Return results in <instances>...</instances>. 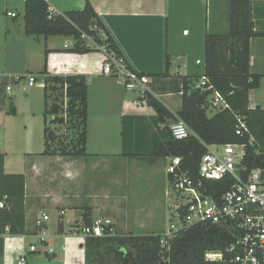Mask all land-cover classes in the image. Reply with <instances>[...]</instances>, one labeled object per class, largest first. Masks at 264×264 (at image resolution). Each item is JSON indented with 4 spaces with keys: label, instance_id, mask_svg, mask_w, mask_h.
Segmentation results:
<instances>
[{
    "label": "crops",
    "instance_id": "crops-1",
    "mask_svg": "<svg viewBox=\"0 0 264 264\" xmlns=\"http://www.w3.org/2000/svg\"><path fill=\"white\" fill-rule=\"evenodd\" d=\"M88 1L131 69L149 77L147 91L175 116L170 128L182 107L184 78L192 81L205 74L207 33L229 32V0ZM86 2L48 0L54 15L82 11ZM209 9L212 13L210 23L207 17ZM9 13L16 15L12 17ZM252 13L255 31L264 34V0H252ZM24 26L25 0H0V84L3 80L9 85L18 82L16 78H25L24 72L28 74L26 78L30 75L36 77L37 84L44 82L40 73L45 64L51 76L85 75L88 78L86 150L89 156H42L31 149L32 142L28 141L18 158L10 157L14 151L9 145L7 116L11 114L0 106V119L2 117L3 121L0 154H4V174H22L26 181L25 233L10 235L9 227L6 228L2 236L4 250L0 264H17L23 255L30 264L51 261L85 264V239L83 243H77L76 238L71 237L76 235L74 226L84 224L83 216L87 209L93 223L116 218L121 227L111 220L115 233H142L147 224L152 223L150 227L155 224L156 207L152 209L142 204V208H130L128 179L122 184L118 178L121 170H129L130 176L132 172L136 181H141V169L146 168L151 176L157 159L121 156L124 140L128 153L148 152L166 125L157 127L155 110L145 101H138L140 92H129L119 78L102 74L107 56L90 37H33L25 33ZM183 28L191 29V33L185 30L180 37ZM170 35L175 36V40L170 39ZM84 48L93 51L82 53ZM46 50L49 51L47 55ZM250 53L251 73L262 76L260 87L249 93L250 109L264 114V35L251 39ZM42 88L44 99V84ZM207 112L209 117L214 115ZM165 159L171 161L160 170H164L168 180L174 159ZM139 160H145L147 164L142 168ZM132 165L135 171H130ZM101 174L110 175V178L113 175L111 179L104 178L109 186L104 197L96 193L99 189L96 176ZM168 184L171 191L169 180ZM165 195L173 205V197L168 190ZM1 204L5 202L0 203V208H4ZM172 205L168 204V207L171 209ZM44 214L49 216V220L44 223L46 241L41 243L36 221ZM130 220L139 228H133ZM59 227L62 232H59ZM138 233L133 235H159L163 232ZM30 244H36L37 252L29 251ZM79 251L84 252V260L79 258Z\"/></svg>",
    "mask_w": 264,
    "mask_h": 264
},
{
    "label": "trees",
    "instance_id": "trees-1",
    "mask_svg": "<svg viewBox=\"0 0 264 264\" xmlns=\"http://www.w3.org/2000/svg\"><path fill=\"white\" fill-rule=\"evenodd\" d=\"M82 11H71L54 15L48 0H25V33L33 37H90L97 46L107 48L131 69L116 42L106 29L98 14L86 0ZM252 13V0H229V32L227 34L206 35L205 76L214 89L228 101L230 108L209 117L207 112L208 93L190 90V79L184 78L182 107L176 116L191 129L192 134L184 140L172 137L169 124L175 116L154 96L146 92L138 101H145L156 112V125H166L161 136L150 146L148 152L128 153L124 140L123 157H147L149 159H180L168 180L173 183L177 176L188 174L197 179L201 158L207 152L205 145L246 144L247 156L244 163L249 167L257 165L255 158L258 149L264 150V114L250 109L249 93L258 89L262 76L251 73L250 42L257 36ZM75 51V50H72ZM93 51L84 48L82 53ZM49 53L46 50V55ZM47 61V59H46ZM45 61V62H46ZM170 64V62H169ZM44 80V113L53 119L45 123L59 127L66 125V132L59 134L50 127L44 132V152L42 156L81 158L89 156L87 147L88 119V78L85 75L51 76L47 65L40 73ZM16 114L14 106L9 112ZM2 119V117H1ZM240 121H245L249 133L239 131ZM0 128V140H2ZM60 131V130H59ZM255 141L250 145V137ZM165 137V138H164ZM0 258L4 250L2 236L9 227L10 235L25 233V176L4 174V154H0ZM217 186V185H215ZM217 188L216 192L213 190ZM224 182L214 187L210 193L218 197L226 190ZM84 225L93 221L88 209L83 216ZM113 230L111 226L108 231ZM59 232L62 228L59 227ZM221 230L210 225L194 224L187 231L181 230L171 242V259L174 264H220L207 262L204 245L212 240L215 250L225 248L231 238L221 234ZM160 235V234H159ZM159 235H119L88 237L85 239V264H166L169 255L161 245ZM215 237L220 243L215 242Z\"/></svg>",
    "mask_w": 264,
    "mask_h": 264
},
{
    "label": "built area",
    "instance_id": "built-area-1",
    "mask_svg": "<svg viewBox=\"0 0 264 264\" xmlns=\"http://www.w3.org/2000/svg\"><path fill=\"white\" fill-rule=\"evenodd\" d=\"M15 17L16 14L9 13ZM83 37H88L83 35ZM107 59L103 66L104 76L119 78L125 89L129 92H140L143 97L150 83L147 75L139 74L114 55L108 53L105 46L101 47ZM198 64L201 61L197 62ZM21 78H16L19 81ZM37 84L34 76H28V85ZM10 87L7 88L9 92ZM190 90L208 93L207 111L219 113L230 108L226 98L216 91L210 80L202 75L190 82ZM239 131L249 133L250 129L245 121H240ZM174 139H187L192 131L179 117L170 126ZM255 141L253 135L249 144ZM207 152L201 158L198 177L193 178L188 174H181L171 183L170 195L174 197L171 219L175 223L169 230L160 234L161 245L169 254L165 259L166 264H174L171 259V242L181 230L187 231L194 224L210 225L219 228L221 234H227L231 242L223 249L207 251V262L220 264H264V150L258 149L255 158L257 165L249 167L244 163L247 156L248 145L225 144L205 145ZM173 173L179 165L180 159H174ZM224 182L226 190L218 197L210 193L219 183ZM217 185V186H215ZM217 188L213 191L216 192ZM4 207V204H1ZM49 220L48 215H43L36 221L39 229V240L46 241L47 233L44 223ZM112 226L109 219L98 220L91 226H74L73 232L83 237H104L114 235L108 229ZM31 253L37 252L36 244L28 246ZM17 264H30L23 255Z\"/></svg>",
    "mask_w": 264,
    "mask_h": 264
},
{
    "label": "rangeland",
    "instance_id": "rangeland-1",
    "mask_svg": "<svg viewBox=\"0 0 264 264\" xmlns=\"http://www.w3.org/2000/svg\"><path fill=\"white\" fill-rule=\"evenodd\" d=\"M209 23L212 20V13H209L208 16ZM187 31L188 33H191V29L189 28H183L180 32V37H182V34L184 31ZM170 39L175 40V36L173 37L170 35ZM42 40V39H41ZM24 75H28L26 72L23 73ZM22 78L18 82L11 83L9 85V82L7 83L5 80L1 82L0 84V106L2 109H4L7 113H9L12 104L16 108V114L15 115H8L7 116V122H8V138H9V145L11 152L10 157L16 159L17 156L25 151V147L27 145V142H32L31 149L37 153L41 154L44 152V132L46 127H50L52 130L58 131L59 134H64L66 132V125H63L59 127V130H57L56 125L47 124L45 123V118H47V122H50L53 117L50 115L45 116L44 113V99H43V84L44 82L40 81L39 84L36 85V87L31 88L28 85V78ZM11 87L10 92L7 93L6 87ZM3 121L0 119V128H2ZM5 126V125H4ZM156 161V165L152 168L151 176H150V170L141 169V181L137 180L128 172L129 170H121L122 172L119 175V180H121V183L123 184L125 181L129 183V198H128V204L130 205V208L136 209V208H142V204L147 205L146 207L154 209L156 207V215L157 220L153 226L150 227L152 224H147V227L143 230L142 233L138 234H144V233H161L165 232L170 229V227L175 223L171 219L172 217V210L170 207H168V204L171 206L172 203L168 202V197L165 195V191L170 192V188H168V180L166 178L164 170H160L165 165H169L171 160H166L165 158H159ZM141 163V166L143 168L144 164H147L145 160H139ZM54 163V162H53ZM56 165H59L57 163ZM148 166V165H146ZM54 167H56L54 165ZM131 166L130 171H135V169ZM168 167V166H167ZM127 171V172H126ZM142 171H145L144 173ZM100 173V172H99ZM113 175L111 176V178ZM109 179L110 175H97L96 176V182L99 186V189L96 190L97 195H103L104 197V191L109 190L108 182L104 180ZM110 178V179H111ZM174 199V197H173ZM94 201V200H92ZM157 206H153V205ZM96 205V204H95ZM141 205V206H140ZM139 206V207H137ZM97 214L99 215V211H97ZM103 213L101 214V216ZM102 219V218H101ZM111 220L118 224L120 226V222L116 218H111ZM111 221V222H112ZM131 226L133 228H139L138 226L134 225L135 223L132 222V220L129 221ZM121 229V228H119ZM137 230V229H135ZM141 231V230H139ZM132 233H123V232H117L119 235H133ZM76 238L77 243L84 242V238L81 236L73 235L71 238ZM73 238V239H74ZM215 242L217 244L220 243L219 238L215 237ZM204 242V245L209 249V251L215 250L214 245H212V240L210 238L206 239ZM41 246V245H39ZM38 246V247H39ZM63 246L67 249V243L63 240ZM69 249V248H68ZM79 258L84 260V252L82 253L79 251ZM77 254V256H78ZM45 264H57L54 261H51L49 263Z\"/></svg>",
    "mask_w": 264,
    "mask_h": 264
},
{
    "label": "bare ground",
    "instance_id": "bare-ground-1",
    "mask_svg": "<svg viewBox=\"0 0 264 264\" xmlns=\"http://www.w3.org/2000/svg\"><path fill=\"white\" fill-rule=\"evenodd\" d=\"M160 236V235H159Z\"/></svg>",
    "mask_w": 264,
    "mask_h": 264
}]
</instances>
